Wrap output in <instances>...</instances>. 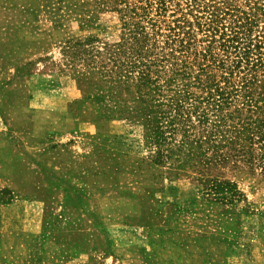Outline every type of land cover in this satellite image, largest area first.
I'll return each mask as SVG.
<instances>
[{"label": "rangeland", "instance_id": "rangeland-1", "mask_svg": "<svg viewBox=\"0 0 264 264\" xmlns=\"http://www.w3.org/2000/svg\"><path fill=\"white\" fill-rule=\"evenodd\" d=\"M126 70L117 13L0 0V264H264V178L204 194Z\"/></svg>", "mask_w": 264, "mask_h": 264}, {"label": "trees", "instance_id": "trees-1", "mask_svg": "<svg viewBox=\"0 0 264 264\" xmlns=\"http://www.w3.org/2000/svg\"><path fill=\"white\" fill-rule=\"evenodd\" d=\"M91 1L117 13L128 36L126 74L157 107L156 119L145 117L154 140L173 142L180 130V169L213 199H244L220 171L264 178V0Z\"/></svg>", "mask_w": 264, "mask_h": 264}]
</instances>
